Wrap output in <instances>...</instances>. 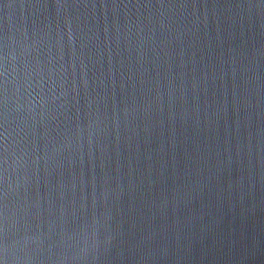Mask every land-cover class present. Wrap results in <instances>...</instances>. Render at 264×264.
<instances>
[{"label":"water","instance_id":"1","mask_svg":"<svg viewBox=\"0 0 264 264\" xmlns=\"http://www.w3.org/2000/svg\"><path fill=\"white\" fill-rule=\"evenodd\" d=\"M0 264H264V0H0Z\"/></svg>","mask_w":264,"mask_h":264}]
</instances>
